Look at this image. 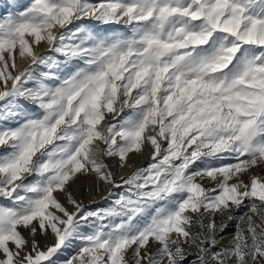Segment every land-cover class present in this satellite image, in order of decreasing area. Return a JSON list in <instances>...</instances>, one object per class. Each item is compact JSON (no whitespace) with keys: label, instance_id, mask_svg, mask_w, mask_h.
I'll return each instance as SVG.
<instances>
[{"label":"snow or ice","instance_id":"snow-or-ice-1","mask_svg":"<svg viewBox=\"0 0 264 264\" xmlns=\"http://www.w3.org/2000/svg\"><path fill=\"white\" fill-rule=\"evenodd\" d=\"M257 169L264 0H0V264H264Z\"/></svg>","mask_w":264,"mask_h":264},{"label":"bare ground","instance_id":"bare-ground-1","mask_svg":"<svg viewBox=\"0 0 264 264\" xmlns=\"http://www.w3.org/2000/svg\"><path fill=\"white\" fill-rule=\"evenodd\" d=\"M39 51L43 52V51H45V49L44 48H41V49H39ZM132 162H134V164L136 165V167H142V166H145L149 162V158H148L147 155H145V156H133L132 157ZM132 171H134L133 168H125L123 170V172L120 173V175L127 176V175L131 174ZM117 178L119 179V176ZM85 181L88 182V187L86 188V190H84V192H82L83 194H77L76 196L78 198H80V199L82 198L81 200L83 202H84V198H85L87 200V202H89L91 204H94V205L98 204L100 201H103L102 200V197H104V196L107 195L108 188L106 186H104V185L101 184L100 185V191L97 192L96 191V185H95V179H94V177L93 178H88V180H85ZM93 201H95V203H92Z\"/></svg>","mask_w":264,"mask_h":264},{"label":"rangeland","instance_id":"rangeland-1","mask_svg":"<svg viewBox=\"0 0 264 264\" xmlns=\"http://www.w3.org/2000/svg\"><path fill=\"white\" fill-rule=\"evenodd\" d=\"M93 2H98V0H93ZM44 52V51H43ZM149 163V162H148ZM147 163V164H148ZM146 164V165H147ZM145 165V166H146ZM256 171V174H260V175H264V169H257V170H255ZM93 178V177H92ZM95 179V178H94ZM245 179H247V177L245 178ZM84 180V181H83ZM85 180H88V178L87 179H84V178H82L80 181H79V184H78V186H75L74 187V192H75V195H77V194H83L82 192H84V190H86V188L88 187V182L87 181H85ZM92 180V179H91ZM81 182V183H80ZM87 182V183H86ZM84 183V184H83ZM82 185V186H81ZM86 185V186H85ZM95 185H96V182H95ZM207 187H211L212 185H206ZM77 189V190H76ZM80 196V195H79ZM78 198V197H77ZM78 199H80V198H78ZM82 199V198H81ZM85 205H91L92 207H96L97 205H100V204H103L104 202L103 201H100L98 204H96V205H94V204H91V203H89V202H87V200L84 198V202H83ZM234 230H235V226H234V224H230L229 225V227H228V229L226 230V239H225V241H223V244H227L228 243V241H230L231 240V238H232V233L234 232ZM39 240H40V243H41V247H44L45 245H47V244H50V243H52L53 242V240H52V238L51 237H48L47 239L46 238H44V237H37ZM69 254H71V253H69Z\"/></svg>","mask_w":264,"mask_h":264}]
</instances>
